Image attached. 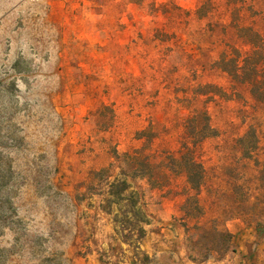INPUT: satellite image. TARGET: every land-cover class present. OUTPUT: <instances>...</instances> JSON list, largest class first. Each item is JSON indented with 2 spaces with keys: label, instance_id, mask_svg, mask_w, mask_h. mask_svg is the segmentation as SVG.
<instances>
[{
  "label": "rangeland",
  "instance_id": "rangeland-1",
  "mask_svg": "<svg viewBox=\"0 0 264 264\" xmlns=\"http://www.w3.org/2000/svg\"><path fill=\"white\" fill-rule=\"evenodd\" d=\"M202 2L0 0V207L41 239L20 252L29 264H264V66L229 75L221 61L253 46L228 9L198 20ZM204 117L214 134L195 143ZM187 148L199 191L166 165ZM135 152L157 175L128 180L148 216L144 237L126 239L114 214L131 209H102ZM12 243L5 230L0 247Z\"/></svg>",
  "mask_w": 264,
  "mask_h": 264
},
{
  "label": "trees",
  "instance_id": "trees-1",
  "mask_svg": "<svg viewBox=\"0 0 264 264\" xmlns=\"http://www.w3.org/2000/svg\"><path fill=\"white\" fill-rule=\"evenodd\" d=\"M247 5L245 0H203L202 4L196 10V16L198 20H208V26H210V20L214 18L217 13L230 11L237 21L236 27L239 32V37L245 38L252 46L253 53L247 55L243 59L231 58L222 60L221 63L230 64L231 70L228 73L233 78L239 77V70H243L246 67L251 68L254 74H257L260 67L264 66V59H262V51L264 49V0L253 1L252 4L248 5L250 12L252 13V18L254 16L255 20L249 26L244 25L246 16L242 14V10ZM258 6V7H257ZM240 22V23H239ZM213 25L215 31H219L218 27ZM258 76L252 79L253 83H258ZM256 94H258L256 92ZM205 118V123L201 129L198 131H192L193 140L195 143H199L204 139L212 136L214 134L210 122L207 117ZM167 168L174 173L181 172L186 175L187 182L189 186L195 190L199 191L202 187L204 181V168L203 166L195 160L191 151L183 153L180 158H167ZM119 168L121 169L120 175L125 176L124 179H120L119 176L115 177L113 182L108 185L109 198L107 200V206L102 209L106 214H111L113 209L112 205L124 206L127 204L131 211H124L123 213H115L114 221L121 226L124 231L128 230V234L124 237L130 238L132 235L138 239H142L145 235L144 228L140 225L145 223L147 219V213H145L138 205L140 193L136 191H130L131 185L128 180H147L149 183L155 182V177L157 175V166H155L147 157L141 153L126 154L123 160L119 162ZM161 164V163H160ZM5 165L0 162V191L3 187H7L8 184L3 183L5 178V172L7 169ZM110 171V169H100L95 172V176L105 175ZM7 203V202H6ZM123 204V205H122ZM0 212V236L3 235L5 230H9L13 234V243L11 247H0V264H20L19 258L25 260L27 264L31 261L28 260L27 255L29 250L34 251V245L40 244L41 239L30 241L27 239L29 237L30 231L25 227L24 220L19 217L17 207L12 203L8 207V211L4 212V202L1 203ZM131 216V217H130ZM29 242V245H28ZM33 248V249H32ZM26 253L25 255L20 254ZM16 255L17 258H16ZM31 255V253H30ZM64 258L55 253H51L48 256L42 255L39 259L35 260L36 264H60Z\"/></svg>",
  "mask_w": 264,
  "mask_h": 264
}]
</instances>
